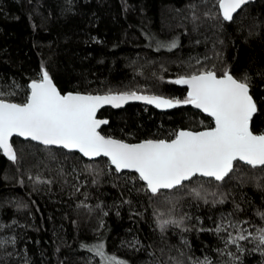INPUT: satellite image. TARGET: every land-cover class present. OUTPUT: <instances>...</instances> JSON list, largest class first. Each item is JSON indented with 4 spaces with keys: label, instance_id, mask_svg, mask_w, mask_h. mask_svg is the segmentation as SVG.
Here are the masks:
<instances>
[{
    "label": "trees",
    "instance_id": "obj_1",
    "mask_svg": "<svg viewBox=\"0 0 264 264\" xmlns=\"http://www.w3.org/2000/svg\"><path fill=\"white\" fill-rule=\"evenodd\" d=\"M212 3L0 0V91L15 92L4 98L24 102L27 85L40 78L43 68L63 93L137 90L183 99L187 89L167 81L201 67L214 66L218 75L228 68L238 78L244 73L251 77V94L258 106L252 128L262 132L264 0L245 5L232 22L222 21L217 7H211L217 19L205 18ZM193 14L198 17L195 21ZM173 40L177 48L157 51V41ZM199 59H205L200 66ZM99 116L109 119L102 127L104 134L126 141L169 139L180 129L213 126L211 117L191 105L162 112L129 104L122 109L104 108ZM16 141L28 143L31 150L27 164L21 159L14 164L0 153V224L5 226L0 240L9 241L0 246V264H100L99 257L81 245L101 240L107 253L127 264H194L205 258L211 264H233L222 253L235 252L234 246L225 249L216 234L198 229L215 228L222 215L229 213L233 220L247 221L242 226L254 234L264 228V218L257 215L264 212V171L260 169L241 165L223 183H204L202 191L210 201L226 195L223 204L205 205L187 195L173 198L172 193L149 199L138 191L142 182L134 177L129 182V172L115 173L106 158L88 160L78 153ZM86 165L92 166L91 173ZM29 175L52 183L35 184ZM237 204L240 211L235 209ZM161 213V219L187 214L192 219L185 223L191 230L169 225L162 232L156 222ZM241 243L246 251L236 255L243 264H264V255L252 251L254 241Z\"/></svg>",
    "mask_w": 264,
    "mask_h": 264
},
{
    "label": "snow or ice",
    "instance_id": "obj_2",
    "mask_svg": "<svg viewBox=\"0 0 264 264\" xmlns=\"http://www.w3.org/2000/svg\"><path fill=\"white\" fill-rule=\"evenodd\" d=\"M208 2L209 0H205V3ZM249 3L250 0H214L204 16L209 20L217 19V15L211 11V7H217L219 18L224 22H232L234 14ZM196 19L198 17L193 14V20ZM156 44L157 51L161 48L171 51L179 46L176 40L167 43L157 41ZM196 64L202 62L196 60ZM189 67L193 65L189 63ZM159 79L163 81L165 78L161 76ZM167 82L186 86V96L183 99L168 98L137 90L116 93L109 91L103 95L78 92L62 94L48 70L42 68L40 78L31 80L27 85L29 91L23 103L4 98L14 96L15 92L0 91V153L12 163H17L19 157L12 138L22 137L49 151L66 150L89 160L105 157L114 167L115 173L127 171L132 174L129 182H132L133 177L142 182L138 191L145 192L149 199L172 193L173 198L176 194L187 195L193 201H202L205 205L223 204L226 202V195L221 194L219 199L210 201L209 194L202 191L204 183H223L226 179H231L241 165L264 171V133H256L252 128L258 107L251 94V77L244 73L238 78L228 68L218 75L213 66L211 69H195ZM130 101H143L157 109L191 105L211 117L214 125L203 131L180 129L169 139H145L138 143L103 135L102 127L108 125L109 120L98 118V112L105 106L120 109ZM85 170L91 173L93 168L86 165ZM28 178L35 184L52 183L40 176L29 175ZM19 182L23 184V180ZM93 183L97 181L93 180ZM76 190L79 191V188ZM210 195L216 197L217 194L212 192ZM165 199L172 202L167 196ZM81 206L89 207L83 204ZM235 209L241 210L238 204ZM103 215L108 213L104 212ZM257 215L264 218V212H258ZM161 216L163 213L157 216L156 222L162 232L169 225L185 232L191 230L185 223L192 219L187 214L179 219H161ZM246 223L247 221L233 220L229 213L222 215L221 222L215 228L198 230L216 234L225 249L234 246L235 252L227 251L222 254L230 256L233 264H243L241 256L236 255L246 251L241 242L251 239L256 245L252 251L259 250L264 255V228L258 229L254 234L242 226ZM4 227L0 224V230ZM10 242L15 244V238ZM6 243L9 241L0 240V246ZM81 247L99 257L100 264H127L115 254L107 253L102 240L93 244L85 243ZM194 264H211V261L205 258Z\"/></svg>",
    "mask_w": 264,
    "mask_h": 264
},
{
    "label": "water",
    "instance_id": "obj_3",
    "mask_svg": "<svg viewBox=\"0 0 264 264\" xmlns=\"http://www.w3.org/2000/svg\"><path fill=\"white\" fill-rule=\"evenodd\" d=\"M255 0H250V3H252V2H254ZM244 7V6H243ZM241 10H239L238 11V13L240 12ZM238 13H236V14H234V17L238 14ZM235 76V75H234ZM52 77V76H51ZM33 80H36V79H33ZM52 80H53V82L55 83V81H54V79L52 78ZM56 84V83H55ZM56 86H57V84H56ZM182 87H185L186 89H187V87L186 86H184V85H181ZM57 88L59 89V87L57 86ZM60 90V89H59ZM61 91V90H60ZM68 92H73V93H77L78 91H68ZM111 92H114V93H116V92H123V91H111ZM61 93L62 94H64L62 91H61ZM65 93H67V92H65ZM78 93H87V92H78ZM107 92H104V93H92V94H101V95H103V94H106ZM144 94H154V95H163V94H158V93H149V92H144ZM163 96H165V97H168V98H172V97H169V96H167V95H163ZM254 98V97H253ZM255 100V99H254ZM12 102H16V101H12ZM16 103H23V102H16ZM129 104H141V105H144V106H149V107H153V108H155V109H157L154 105H149V104H146L145 102H143V101H130L128 104H126L125 106H123L122 108H125L127 105H129ZM112 108L111 106H105L104 108ZM258 107V106H257ZM104 108H102L101 110H103ZM122 108H120V109H122ZM112 109H114V108H112ZM172 109H174V108H172ZM172 109H157V110H159V111H162V112H166V111H170V110H172ZM101 110H100V112H101ZM199 110V109H198ZM201 111V110H200ZM100 112H98V118H103V119H107V120H109L107 117H101V116H99V114H100ZM202 112V111H201ZM203 113V112H202ZM205 115H207L206 113H204ZM255 116V115H254ZM213 125H214V122H213ZM104 127V126H103ZM186 130H191V129H186ZM203 130H205V129H201V130H191V131H203ZM259 133H264V131H262V132H259ZM102 134L103 135H105V136H109V135H106V134H104L103 132H102ZM111 137H113V138H116V139H120V138H117V137H114V136H111ZM15 138H20V139H23V140H25L24 138H22V137H16V136H14L12 139H15ZM151 139H156V138H151ZM121 140H123V139H121ZM143 140H145V139H143ZM143 140H140V141H126V140H124V141H126V142H129V143H138V142H141V141H143ZM34 143H36V142H34ZM14 147H15V144H14ZM15 149H16V147H15ZM99 158H105V157H99ZM99 158H95V159H99ZM85 159H88V158H85ZM94 159V160H95ZM107 159V158H106ZM89 160V159H88ZM113 167V166H112ZM114 168V167H113ZM125 172H127V171H125Z\"/></svg>",
    "mask_w": 264,
    "mask_h": 264
},
{
    "label": "rangeland",
    "instance_id": "obj_4",
    "mask_svg": "<svg viewBox=\"0 0 264 264\" xmlns=\"http://www.w3.org/2000/svg\"><path fill=\"white\" fill-rule=\"evenodd\" d=\"M200 61L201 62L205 61V59H201ZM200 65L201 64H199V66ZM202 66H205V65H202ZM15 147H16L19 159H21V161H24V163L27 164V162H28L27 153H28L29 150H31V149H29V148H31V145H29L28 143H26L24 141H16L15 142Z\"/></svg>",
    "mask_w": 264,
    "mask_h": 264
}]
</instances>
